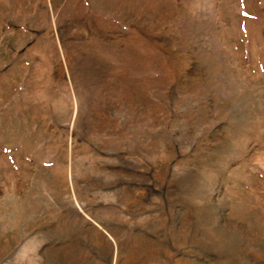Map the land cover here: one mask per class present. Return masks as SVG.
Returning a JSON list of instances; mask_svg holds the SVG:
<instances>
[{"label":"rangeland","instance_id":"obj_1","mask_svg":"<svg viewBox=\"0 0 264 264\" xmlns=\"http://www.w3.org/2000/svg\"><path fill=\"white\" fill-rule=\"evenodd\" d=\"M0 264H264V0H0Z\"/></svg>","mask_w":264,"mask_h":264}]
</instances>
